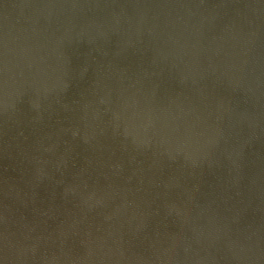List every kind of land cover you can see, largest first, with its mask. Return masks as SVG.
<instances>
[{
  "label": "water",
  "instance_id": "obj_1",
  "mask_svg": "<svg viewBox=\"0 0 264 264\" xmlns=\"http://www.w3.org/2000/svg\"><path fill=\"white\" fill-rule=\"evenodd\" d=\"M0 264H264V0H0Z\"/></svg>",
  "mask_w": 264,
  "mask_h": 264
}]
</instances>
